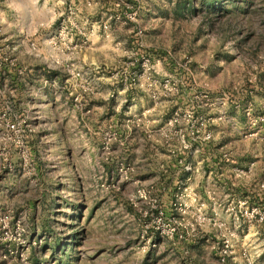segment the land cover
<instances>
[{
    "label": "rangeland",
    "instance_id": "obj_1",
    "mask_svg": "<svg viewBox=\"0 0 264 264\" xmlns=\"http://www.w3.org/2000/svg\"><path fill=\"white\" fill-rule=\"evenodd\" d=\"M0 264H264V0H0Z\"/></svg>",
    "mask_w": 264,
    "mask_h": 264
},
{
    "label": "built area",
    "instance_id": "obj_2",
    "mask_svg": "<svg viewBox=\"0 0 264 264\" xmlns=\"http://www.w3.org/2000/svg\"><path fill=\"white\" fill-rule=\"evenodd\" d=\"M7 126L12 129L13 131H15L17 129V124L15 122L12 121H8Z\"/></svg>",
    "mask_w": 264,
    "mask_h": 264
}]
</instances>
